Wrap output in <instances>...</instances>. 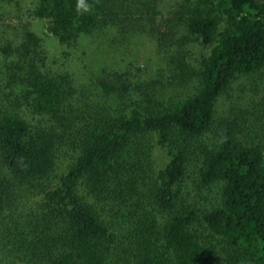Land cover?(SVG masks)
I'll return each instance as SVG.
<instances>
[{
	"label": "trees",
	"instance_id": "16d2710c",
	"mask_svg": "<svg viewBox=\"0 0 264 264\" xmlns=\"http://www.w3.org/2000/svg\"><path fill=\"white\" fill-rule=\"evenodd\" d=\"M170 2L33 0L28 15L68 49L154 39L184 94L108 69L94 95L29 23L0 39V264H264V96L219 112L237 81L264 93V0Z\"/></svg>",
	"mask_w": 264,
	"mask_h": 264
},
{
	"label": "rangeland",
	"instance_id": "374dc122",
	"mask_svg": "<svg viewBox=\"0 0 264 264\" xmlns=\"http://www.w3.org/2000/svg\"><path fill=\"white\" fill-rule=\"evenodd\" d=\"M33 0H13L7 3V15L4 24L0 27V39L5 41L6 38L16 40L21 35L20 24L29 23L31 28L44 38L45 48L47 49L49 65L58 69L64 65L76 76L79 85L85 86L86 90L96 95L97 89L94 82L98 78L104 77L103 71L112 70H129L135 80L145 81L156 71L163 74L164 84L160 93L168 94L174 91L176 94H184L189 90L179 87H169L171 75L168 69H165L167 62L161 59L154 39L148 36H128L126 38L111 37L106 34H99L96 37H87L79 41L78 45L73 48H66L53 40L47 33L46 22L39 19H32L28 15V7ZM165 1L164 12L171 9L174 2ZM173 7V6H172ZM111 34V33H110ZM192 51V60L197 59L201 54L206 53L207 49L192 43L188 47ZM69 52V57L63 55V52ZM57 61V62H55ZM2 56L0 54V67ZM61 66V67H62ZM137 68H140L137 69ZM102 73L100 74V72ZM4 74H0L3 78ZM141 78V79H140ZM172 81V80H171ZM5 83V81L3 82ZM19 90V88H16ZM264 93H256L252 85L247 81H237L219 101V112L222 116L229 114L233 107L239 109L251 108L254 110L256 105L262 108V98ZM255 105V106H254ZM253 106V107H252Z\"/></svg>",
	"mask_w": 264,
	"mask_h": 264
},
{
	"label": "clouds",
	"instance_id": "9594fccd",
	"mask_svg": "<svg viewBox=\"0 0 264 264\" xmlns=\"http://www.w3.org/2000/svg\"><path fill=\"white\" fill-rule=\"evenodd\" d=\"M76 8L77 11H80L81 9L83 11H88V6L85 4V0H77Z\"/></svg>",
	"mask_w": 264,
	"mask_h": 264
}]
</instances>
